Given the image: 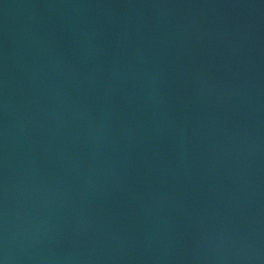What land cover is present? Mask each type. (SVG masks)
<instances>
[{
    "label": "water",
    "instance_id": "1",
    "mask_svg": "<svg viewBox=\"0 0 264 264\" xmlns=\"http://www.w3.org/2000/svg\"><path fill=\"white\" fill-rule=\"evenodd\" d=\"M0 264H264V215L78 0H0Z\"/></svg>",
    "mask_w": 264,
    "mask_h": 264
}]
</instances>
